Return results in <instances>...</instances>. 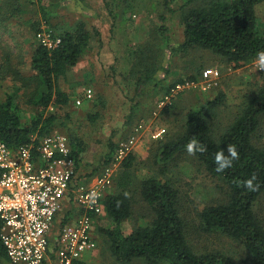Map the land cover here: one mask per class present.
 I'll return each instance as SVG.
<instances>
[{"label": "trees", "instance_id": "trees-1", "mask_svg": "<svg viewBox=\"0 0 264 264\" xmlns=\"http://www.w3.org/2000/svg\"><path fill=\"white\" fill-rule=\"evenodd\" d=\"M12 1L15 12L25 3L35 4L33 0ZM177 1L164 0V3L170 6ZM179 1L183 42L168 46L165 41L167 29H159L171 55L186 61L185 75L165 86L167 92L178 84L202 78L203 66L196 60L198 53L209 54L234 68L259 60L258 54L264 52V30L257 8L264 0ZM35 28L37 34L41 32L39 24ZM59 38L61 43L54 49L41 44L36 46L31 59V69L35 73L32 78L26 79L19 73L13 75L21 79L24 86L29 80L36 84L31 93L35 113L30 122H23L14 98L20 88L0 103V142L10 148L30 144L33 137L38 144L54 134L61 119L56 112L47 113L48 109L71 106L72 97L62 90L60 82L78 65L90 46L92 34L83 21H78L72 28L61 30ZM163 52V47L150 40L134 50L131 74L137 76V91L147 86L159 88L158 75L165 69ZM4 59L0 64L2 79L15 71L9 65L11 55ZM226 101V94L220 92L199 108L188 110L182 123L175 126L177 129L172 127L168 133L166 131L165 139L156 144L154 161L150 164L151 174L143 178L137 175V159L131 153L123 161L114 180V192L103 201L109 225L98 229L118 262L236 264L229 255L196 242L203 235H216L239 245L248 258L247 264H264V85L244 96L238 113L222 129L217 119ZM90 118L95 120L97 115H90ZM193 140L197 141V146L189 153L187 145ZM69 146L76 162V186L80 184L77 174L86 146L79 137H71ZM201 146L206 150L200 151ZM229 146L235 147L238 159L231 160V167L217 171L216 155L223 152L231 159ZM116 149L111 142L105 164L111 163ZM181 162H191L216 183L215 195L197 211L195 225L189 223L191 213L186 209V196L177 184ZM248 180H252V188L246 186ZM136 205H141L144 215L139 213L136 216ZM77 214L67 212L62 225L72 222ZM134 217H141L146 222L126 233L123 225ZM0 255L7 257L1 241Z\"/></svg>", "mask_w": 264, "mask_h": 264}, {"label": "rangeland", "instance_id": "rangeland-1", "mask_svg": "<svg viewBox=\"0 0 264 264\" xmlns=\"http://www.w3.org/2000/svg\"><path fill=\"white\" fill-rule=\"evenodd\" d=\"M33 1L35 4L25 3L21 10L15 12L12 0H0V64L10 54L9 65L15 70L2 76L3 79L0 76V103L20 88L14 98L23 122H30L35 113L31 93L36 84L29 80L24 86L21 79L13 75L18 76L19 73L26 79L35 75L31 69V59L36 46L41 44L35 26L39 24L41 31L54 43L61 30L83 21L92 34V41L78 65L60 82L62 90L72 97L71 106L58 110L50 107L47 113L56 112L61 119L54 134L67 137L68 141L71 137H79L84 141L86 151L77 174L80 176L79 183L91 185L107 169H111L112 185L106 196L114 192L115 177L130 153L137 159V175L140 178L152 173L150 164L154 161L156 144L165 139V135L162 139L153 138L157 130L164 129L168 133L172 127H178L188 110L199 108L220 92L227 96L226 106L217 119L219 127L224 129L238 113L244 96L264 85V68L258 61L234 68L233 65L220 63L209 54L198 53L196 60L203 66L202 78L178 84L185 88L171 96L172 90L178 85L169 89V92L164 87L185 75L186 61L181 60L180 56L171 55L164 37L159 35V29H167L168 38L165 41L168 46L183 42L184 28L179 15V0L170 6H166L164 0ZM257 13L264 30V3L257 8ZM148 40L163 47L162 62L165 69L158 75L161 83L159 88L147 86L137 91V76L131 74L133 52ZM204 71L213 74L218 72L219 75L205 79ZM87 89L93 92L91 100L84 97ZM80 99L82 105L78 106L76 101ZM90 115H97V118L92 120ZM130 140L135 141L134 148L128 155L118 159L119 149ZM111 142L117 149L108 165L105 161L110 153ZM179 167L177 184L186 196V209L191 213L189 223L195 225L197 211L202 210L207 201L214 197L216 183L191 162H181ZM78 208L77 203L73 207V201L69 207L64 203L61 214L68 209L76 213ZM262 208L264 214V205ZM139 213L140 216L144 215L141 205H136V216ZM145 222L141 217H134L124 223L123 229L130 233L135 226ZM58 224L51 237L56 235ZM108 225L105 212L95 218L94 238L97 247L84 255L81 263L84 259L85 264H122L112 256L104 238L98 233L99 228ZM201 238L197 239L198 244L229 255L236 264H247L245 252L233 241L216 235H203ZM127 264L144 263L134 261Z\"/></svg>", "mask_w": 264, "mask_h": 264}, {"label": "built area", "instance_id": "built-area-1", "mask_svg": "<svg viewBox=\"0 0 264 264\" xmlns=\"http://www.w3.org/2000/svg\"><path fill=\"white\" fill-rule=\"evenodd\" d=\"M37 37L48 49L61 43L60 38L53 43L42 31ZM214 75L219 73H203L205 79ZM182 88L185 86H176L171 96ZM84 97L91 100L92 90H85ZM76 104L81 106L82 100ZM165 134L159 129L153 138L162 139ZM134 142L121 146L118 159L132 151ZM75 177L76 162L63 135L52 134L38 144L33 137L30 144L18 149L0 142V241L12 264H47L53 259L57 264H82L83 256L96 249L95 217L104 212L112 171L107 169L91 185L75 186ZM71 200L73 207L75 203L79 206V213L72 222L62 225L67 212L61 211ZM56 223V235L51 237Z\"/></svg>", "mask_w": 264, "mask_h": 264}, {"label": "clouds", "instance_id": "clouds-1", "mask_svg": "<svg viewBox=\"0 0 264 264\" xmlns=\"http://www.w3.org/2000/svg\"><path fill=\"white\" fill-rule=\"evenodd\" d=\"M259 65L264 68V52H261L258 54ZM197 146V141L193 140L191 143L187 145V150L189 153L193 152L194 148ZM200 151H205L206 149L204 147L199 148ZM228 153L230 154L231 159L224 156L223 152H219L216 155V163L218 165L217 171H223L227 167H231V160L232 159H238V153L234 146H229ZM246 186L249 188H252V180H248L245 182Z\"/></svg>", "mask_w": 264, "mask_h": 264}, {"label": "crops", "instance_id": "crops-1", "mask_svg": "<svg viewBox=\"0 0 264 264\" xmlns=\"http://www.w3.org/2000/svg\"><path fill=\"white\" fill-rule=\"evenodd\" d=\"M67 207H69V205H67ZM70 210L68 209V211H65V212H69ZM86 260L83 259V263L82 264H85ZM0 264H12L9 260L8 257H3L0 255ZM47 264H57L56 261L53 259L52 261L49 260L47 262Z\"/></svg>", "mask_w": 264, "mask_h": 264}]
</instances>
